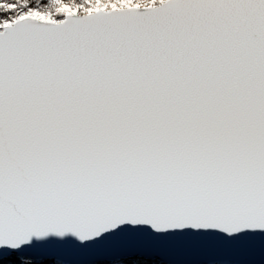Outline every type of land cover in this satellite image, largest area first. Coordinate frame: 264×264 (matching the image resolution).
<instances>
[{"label":"snow or ice","instance_id":"snow-or-ice-1","mask_svg":"<svg viewBox=\"0 0 264 264\" xmlns=\"http://www.w3.org/2000/svg\"><path fill=\"white\" fill-rule=\"evenodd\" d=\"M0 264H264V0H0Z\"/></svg>","mask_w":264,"mask_h":264}]
</instances>
